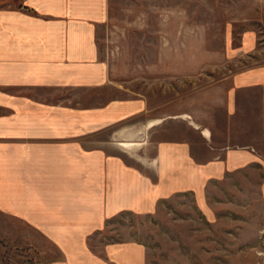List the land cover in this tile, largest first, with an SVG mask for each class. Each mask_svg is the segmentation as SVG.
I'll use <instances>...</instances> for the list:
<instances>
[{"label":"crops","instance_id":"crops-1","mask_svg":"<svg viewBox=\"0 0 264 264\" xmlns=\"http://www.w3.org/2000/svg\"><path fill=\"white\" fill-rule=\"evenodd\" d=\"M113 6L0 0V225L32 264H149L139 240L90 239L177 194L208 216L211 182L255 165L264 173L260 29L232 26L224 55L240 68L195 106L176 98L173 62L166 97L159 80L150 92L115 81L98 41ZM260 189L264 205V179Z\"/></svg>","mask_w":264,"mask_h":264},{"label":"rangeland","instance_id":"rangeland-1","mask_svg":"<svg viewBox=\"0 0 264 264\" xmlns=\"http://www.w3.org/2000/svg\"><path fill=\"white\" fill-rule=\"evenodd\" d=\"M113 5L110 31L98 41L115 81L128 80L133 88L137 81L139 90L150 92L151 82L159 80L154 91L166 97L165 64L173 62L181 103L198 106L201 94L240 68L224 55L232 26L259 28L264 40V0H113ZM263 179L258 165L228 174L207 187L208 216L193 194H177L152 215L127 213L108 221L90 243L100 248L103 242L139 240L147 246L149 264H264ZM34 259L8 243L1 224L0 264Z\"/></svg>","mask_w":264,"mask_h":264}]
</instances>
